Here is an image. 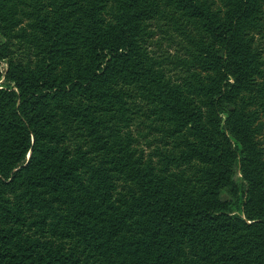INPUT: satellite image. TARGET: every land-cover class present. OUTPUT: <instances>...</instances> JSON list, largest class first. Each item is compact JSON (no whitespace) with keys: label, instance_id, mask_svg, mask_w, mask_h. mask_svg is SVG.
<instances>
[{"label":"trees","instance_id":"obj_1","mask_svg":"<svg viewBox=\"0 0 264 264\" xmlns=\"http://www.w3.org/2000/svg\"><path fill=\"white\" fill-rule=\"evenodd\" d=\"M0 264H264V0H0Z\"/></svg>","mask_w":264,"mask_h":264}]
</instances>
